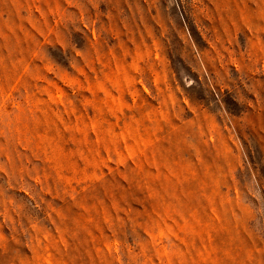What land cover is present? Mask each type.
Instances as JSON below:
<instances>
[{
	"label": "rangeland",
	"instance_id": "rangeland-1",
	"mask_svg": "<svg viewBox=\"0 0 264 264\" xmlns=\"http://www.w3.org/2000/svg\"><path fill=\"white\" fill-rule=\"evenodd\" d=\"M0 264H264V0H0Z\"/></svg>",
	"mask_w": 264,
	"mask_h": 264
}]
</instances>
